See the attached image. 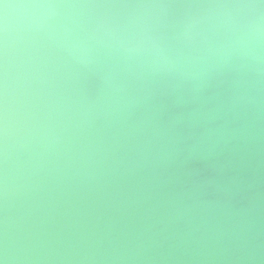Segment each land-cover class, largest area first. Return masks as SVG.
Returning <instances> with one entry per match:
<instances>
[{"label": "bare ground", "instance_id": "obj_1", "mask_svg": "<svg viewBox=\"0 0 264 264\" xmlns=\"http://www.w3.org/2000/svg\"><path fill=\"white\" fill-rule=\"evenodd\" d=\"M0 264H264V0H0Z\"/></svg>", "mask_w": 264, "mask_h": 264}]
</instances>
